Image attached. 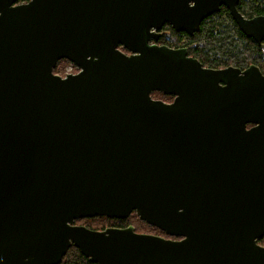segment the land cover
Returning <instances> with one entry per match:
<instances>
[{
    "label": "water",
    "instance_id": "95a60500",
    "mask_svg": "<svg viewBox=\"0 0 264 264\" xmlns=\"http://www.w3.org/2000/svg\"><path fill=\"white\" fill-rule=\"evenodd\" d=\"M238 2L0 0V264H264V74L157 44L224 7L264 51ZM132 212L181 239L75 223Z\"/></svg>",
    "mask_w": 264,
    "mask_h": 264
},
{
    "label": "trees",
    "instance_id": "16d2710c",
    "mask_svg": "<svg viewBox=\"0 0 264 264\" xmlns=\"http://www.w3.org/2000/svg\"><path fill=\"white\" fill-rule=\"evenodd\" d=\"M28 1L17 0V3ZM236 8L247 18L259 15L264 16V0H239ZM161 32H163L162 36L158 39L160 43L175 49L186 48L188 56L197 59L203 67L210 69L233 67L243 70L250 65H254L264 74L263 51L252 39L245 37L240 32L228 10L224 7L219 12L205 19L200 24L199 30L193 35L175 32L168 24L163 26ZM167 38H171L172 43H168ZM122 51L128 53L124 49ZM53 73L55 74L54 71ZM249 127L251 125H248ZM131 214L133 216L134 212ZM131 217L120 220H106L113 222L112 227H126ZM82 220L88 219H80L75 221V223H80ZM149 227L158 231L155 227ZM59 264L92 263L82 256L76 247L71 246Z\"/></svg>",
    "mask_w": 264,
    "mask_h": 264
},
{
    "label": "rangeland",
    "instance_id": "374dc122",
    "mask_svg": "<svg viewBox=\"0 0 264 264\" xmlns=\"http://www.w3.org/2000/svg\"><path fill=\"white\" fill-rule=\"evenodd\" d=\"M162 33L163 32H161V36H162ZM167 41H168V43H172L171 38L170 39L167 38ZM162 45H166V44H162ZM78 71H79V69L74 64L70 63L67 60L61 61V62L59 61L56 65L55 69H54L55 74L58 76H61V77H65L68 74H76ZM151 96L153 99L161 100V101L166 102V103L170 100V97L163 96L160 93H152ZM131 216H132V214L129 217H131ZM95 218H104V217L87 218L88 220H82L80 223H76V224L82 225V226H85V227H88V228L94 229V230H102L104 228H109V227L113 226V222L106 220L107 218H104V219H95ZM109 220H113V219H109ZM114 220H116V219H114ZM128 223H129L128 225L132 226L135 229V231H137V232L152 233L153 231H156V230H152L149 227V225L147 226V224L141 222L138 219V217L135 215V213L129 219ZM156 232H159V231H156ZM262 243L264 244V242H262Z\"/></svg>",
    "mask_w": 264,
    "mask_h": 264
},
{
    "label": "flooded vegetation",
    "instance_id": "af4514ba",
    "mask_svg": "<svg viewBox=\"0 0 264 264\" xmlns=\"http://www.w3.org/2000/svg\"><path fill=\"white\" fill-rule=\"evenodd\" d=\"M255 42V41H254ZM256 43V42H255ZM157 44L158 45H162V43H159V41H157ZM257 44V43H256ZM261 44H264V40L262 41V43ZM258 45V44H257ZM167 46V45H166ZM259 47H260V45H258ZM260 49L263 51V49L260 47ZM263 53H264V51H263ZM167 97H169V96H167ZM172 100H173V97H170V100L167 102V103H170V102H172ZM129 226V225H128ZM128 226H126V227H128ZM126 227H117V226H115V227H109V228H126ZM105 229V228H104ZM134 231H135V229H134ZM159 232H156V231H153L152 233H142V232H137V231H135L136 233H139V234H145V235H154V236H158V237H161V238H164V239H170V240H180L181 238L180 237H170V236H167V235H165L162 231H160V230H158ZM157 233V234H156ZM262 242H264V236L261 238V239H259L258 241H257V243H258V245H260L261 247H263L264 248V244L262 243Z\"/></svg>",
    "mask_w": 264,
    "mask_h": 264
}]
</instances>
